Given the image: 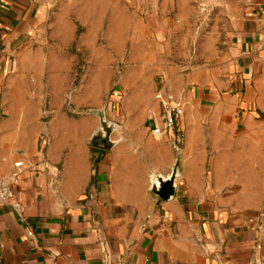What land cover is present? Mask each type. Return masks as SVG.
<instances>
[{
	"label": "crops",
	"instance_id": "obj_1",
	"mask_svg": "<svg viewBox=\"0 0 264 264\" xmlns=\"http://www.w3.org/2000/svg\"><path fill=\"white\" fill-rule=\"evenodd\" d=\"M134 1L0 0V174L23 162L0 264H264V0H178L210 45L159 64ZM162 86L179 145L152 132ZM102 109L111 150L91 144Z\"/></svg>",
	"mask_w": 264,
	"mask_h": 264
},
{
	"label": "rangeland",
	"instance_id": "obj_2",
	"mask_svg": "<svg viewBox=\"0 0 264 264\" xmlns=\"http://www.w3.org/2000/svg\"><path fill=\"white\" fill-rule=\"evenodd\" d=\"M137 1H134V8L139 4ZM144 1L147 5L144 16L150 24L151 32L149 54L155 64H159L160 61L164 60H173L175 55L180 52L176 49L179 46L182 48L187 46V49L191 50V52H193L192 49L196 48L197 50H194L196 55L198 54L200 57L205 55L206 51H201L200 48L210 45L209 37L205 34V30L211 26V19L206 14V11L203 10V6L197 14L189 6H184V9L183 7L178 9V0ZM181 16H184L183 20L180 19ZM222 39L223 37L220 35L215 36L212 44L217 43V45L221 46L222 42L225 41ZM183 40L185 43H181ZM167 46H171L172 49H167ZM137 54L139 57L141 52L138 51Z\"/></svg>",
	"mask_w": 264,
	"mask_h": 264
},
{
	"label": "built area",
	"instance_id": "obj_3",
	"mask_svg": "<svg viewBox=\"0 0 264 264\" xmlns=\"http://www.w3.org/2000/svg\"><path fill=\"white\" fill-rule=\"evenodd\" d=\"M157 99L159 100L163 115L162 124L156 125L152 132L155 136L164 138L170 136L175 145H179L184 138L183 130L180 127L181 119L184 114V104L178 100L171 91L162 86L157 90ZM23 162L15 164L16 171L10 175L0 174V205L10 204L15 197L13 185L19 181L20 168Z\"/></svg>",
	"mask_w": 264,
	"mask_h": 264
},
{
	"label": "water",
	"instance_id": "obj_4",
	"mask_svg": "<svg viewBox=\"0 0 264 264\" xmlns=\"http://www.w3.org/2000/svg\"><path fill=\"white\" fill-rule=\"evenodd\" d=\"M101 115V122L99 125L98 130L94 133L91 138V144L99 146L105 150H111L114 145L115 141L111 139V133L115 129V125L110 122L105 109L100 111ZM179 160H177L172 175L167 178L157 177L156 182L152 186V191L162 200H169L171 199L176 192V177H177V168H178Z\"/></svg>",
	"mask_w": 264,
	"mask_h": 264
}]
</instances>
